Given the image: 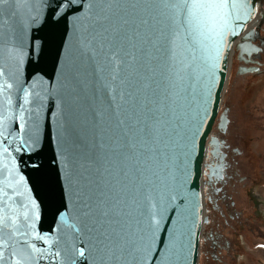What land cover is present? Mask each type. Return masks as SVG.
I'll use <instances>...</instances> for the list:
<instances>
[{
	"label": "water",
	"instance_id": "water-1",
	"mask_svg": "<svg viewBox=\"0 0 264 264\" xmlns=\"http://www.w3.org/2000/svg\"><path fill=\"white\" fill-rule=\"evenodd\" d=\"M94 2L96 0H78V11L69 15L67 32L62 26L40 64L36 63L35 52L30 51L29 38L46 31L38 29L46 15L47 0H24L27 7L13 8L7 14L0 8V25L5 19L8 21L7 26L0 27V217H7V226L0 224L3 264H68L66 250H75L77 264H84L80 250L83 249L84 257H89L90 244H96L97 233L83 229L79 201L71 194L69 182L64 179L65 166L60 161V155L65 145L60 140L59 125L69 118L89 144L94 139L100 144L97 153L103 172L107 168L105 153L110 151L111 138L117 131L115 106L121 105L120 113L130 112L133 107L138 108L140 98L145 94L151 95L142 89L136 105L120 100L121 89H127L120 79L113 81L111 69L105 64L104 53L99 48L96 61L104 67V71L97 73L96 64L91 60L82 64L79 59V29L93 22L94 13L88 5ZM150 2L159 3L160 0ZM10 3H16V0H10ZM164 14V9L154 11V15L161 20ZM73 15L82 17L75 30ZM259 20L262 19L257 15L246 23L242 21V30L241 26H237L239 34L234 38L225 34L219 44L214 77L209 76L205 67L206 57L202 48L206 42L196 38L185 44L177 37L167 62L157 69L162 74L157 77L161 82V91L168 94L165 119L170 121L175 141V146L168 149L170 160L159 167L151 166L145 177L150 184L140 181L133 184L120 178L126 186L120 200L123 201L127 195L128 203L121 205L123 214L118 217V244L119 248H126L127 251L118 249L114 259L103 252L93 251L95 259H89L88 264H141L139 258L133 259L131 249H146L150 240L152 250L144 255L142 264H199L200 243L206 222L204 173L209 148L214 142L213 130L218 120L220 125L228 121L220 111L232 59ZM128 71L133 72V68ZM124 75L126 73H121V76ZM106 86L115 91H107ZM209 87L215 101L214 105H209V113L214 108V119L208 121L210 130L201 127V132L206 135L197 136L194 174L181 184L184 155L180 137L192 127V118L201 109L203 94ZM112 95H116L115 101L111 100ZM73 96L76 97L74 101L71 99ZM37 133L40 143L30 147V138ZM22 141H27L24 152H4L9 145L13 149L19 148ZM67 147L71 152V145ZM39 148H42L44 161L41 172L25 167L19 159L23 155V161H28L29 156L25 153ZM197 175L198 179L195 178ZM104 179L112 182L106 174ZM103 190L107 195V190ZM191 193L196 194L195 199L186 195ZM115 195L117 192L114 191L107 196L109 205ZM170 197H175V200L171 201ZM161 199L167 203L169 210L164 212L165 218L160 220V227L152 229L150 218L153 214L159 218ZM176 207L185 210L183 215L188 216V223L195 233L192 240L194 248L186 251V259L182 256L179 260L175 250L169 246L172 232H178L179 225L183 223L175 212ZM57 209L60 214H57ZM9 235L12 236L11 241L8 240Z\"/></svg>",
	"mask_w": 264,
	"mask_h": 264
},
{
	"label": "snow or ice",
	"instance_id": "snow-or-ice-1",
	"mask_svg": "<svg viewBox=\"0 0 264 264\" xmlns=\"http://www.w3.org/2000/svg\"><path fill=\"white\" fill-rule=\"evenodd\" d=\"M262 6L264 0H160L159 3L150 0H133L128 3H120L118 0H96L88 5V9L94 13V18L90 25L81 26L79 29L81 33L79 59L82 64L91 60L96 64L97 73L104 71V67L96 61L99 48L104 53L105 64L111 69L113 81L120 79V83L127 89H121L120 100L136 105L142 89L151 95L145 94L140 98L138 108L133 107L130 112L120 113L121 105L115 106L114 114H118L117 131L111 138L110 151L105 153L107 168H104L103 172L99 167L97 153L100 144L95 139L89 144L87 138L77 131L69 118L59 125L60 140L65 145L60 155V161H63L65 166L64 179L69 182L71 194L79 201L80 223L83 229L97 233L96 244H90L89 257H84L83 249L80 250L79 255L84 264H88L89 259H95L92 256L93 251L103 252L105 256H111L113 259L118 249L121 252L127 251L126 248H119L118 244L117 226L120 224L118 217L123 214L121 205L128 203L127 195L123 201L120 200V194L126 192V186L120 178L133 184L138 181L147 182L145 177L152 165L159 167L170 160L168 149L175 146V141L172 139L170 121L165 119L164 109L168 94L161 91V82L157 77L162 74L157 69L162 63L167 62L177 37L185 44L196 38L202 43L206 42L202 48L206 57L205 67L209 76L214 77L216 61L219 58V44L225 34H230V37L234 38L239 34L236 27L241 26L242 30L241 22L246 23L255 19L257 15L264 20ZM22 7H27L24 0H16L14 4L10 3V0H0V8L4 9L6 14L13 8ZM45 8L46 15L38 31H46L29 38L30 51L35 52L37 64L41 63L45 53L50 50L62 26L64 32H67L69 15L78 11V0H47ZM156 9H164L162 20L154 15ZM81 19L82 17L73 15L74 30ZM7 24L8 21L5 19L0 27ZM4 34L7 35V32ZM253 39L256 42V54L259 55L264 51V37L254 29ZM129 68H133V72H129ZM121 73L126 75L121 76ZM106 87L109 92L115 91L110 86ZM71 99L74 101L76 97L73 96ZM111 100L115 101L116 95H112ZM214 103L209 87L203 94L201 109L192 118V127L180 137L184 155L181 184L189 175L194 174L193 163L198 152L197 136L206 135L201 132V127L210 130L208 121L214 119V108L210 114L209 105ZM150 104L153 106L150 107ZM30 139V147L34 148L40 143L38 133ZM4 142H7V137ZM25 143L27 141H22L20 147L15 149L9 145L4 148V152L6 154L10 150L24 152ZM69 144L72 147L71 152L67 147ZM41 153L42 148L35 149L31 153H25L29 156L28 161H23V155L19 159L25 163V167L41 172L44 168ZM33 156L37 159L33 160ZM57 166L59 167V162ZM104 174L111 179V183L104 179ZM195 178L198 179V175ZM103 189L107 190V195ZM114 191L117 195L112 198L109 205L107 196H111ZM186 195H190L192 199L196 196L195 193ZM169 199L174 201L175 197ZM131 202L134 204L135 200L132 199ZM168 210L167 203L161 199L159 218L157 214L150 218L152 229L160 227V220L165 218L164 212ZM184 211L179 207L175 208L177 216L183 223L179 225L178 232H172L169 240V246L175 250L178 260L182 256L186 259V251L194 248L192 240L195 233L188 223V216L183 215ZM57 214H60L59 209ZM0 224L7 226V217H0ZM154 239L153 232L152 240ZM8 240H12L11 235L8 236ZM151 250V240L146 249L133 247L131 249L133 259L139 258L142 264L144 255ZM76 255L75 250L65 251L68 264H77ZM0 264H3L2 256Z\"/></svg>",
	"mask_w": 264,
	"mask_h": 264
},
{
	"label": "flooded vegetation",
	"instance_id": "flooded-vegetation-1",
	"mask_svg": "<svg viewBox=\"0 0 264 264\" xmlns=\"http://www.w3.org/2000/svg\"><path fill=\"white\" fill-rule=\"evenodd\" d=\"M254 29L264 37V20L257 21ZM253 30L235 52L240 86L264 75V51L256 54ZM223 114L228 121L216 123L206 159L200 255L203 264H252L257 249L264 248L263 170L251 147L252 137L242 132L231 103Z\"/></svg>",
	"mask_w": 264,
	"mask_h": 264
},
{
	"label": "rangeland",
	"instance_id": "rangeland-1",
	"mask_svg": "<svg viewBox=\"0 0 264 264\" xmlns=\"http://www.w3.org/2000/svg\"><path fill=\"white\" fill-rule=\"evenodd\" d=\"M236 79L234 54L220 113L229 103L233 105L234 117L241 125L242 132H248V135L252 137L251 147L255 152L256 161L260 164L259 167L263 170L264 179V75L256 77L250 84L241 86ZM260 193L264 199V186L261 187ZM258 241L260 240L256 239V243ZM199 264H203L201 255ZM252 264H264V248L257 249L255 261Z\"/></svg>",
	"mask_w": 264,
	"mask_h": 264
}]
</instances>
